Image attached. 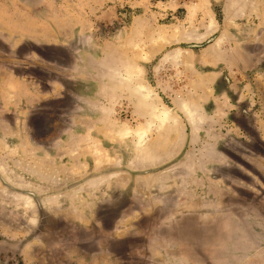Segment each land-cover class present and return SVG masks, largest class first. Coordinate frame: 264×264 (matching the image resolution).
I'll use <instances>...</instances> for the list:
<instances>
[{"label":"rangeland","instance_id":"1","mask_svg":"<svg viewBox=\"0 0 264 264\" xmlns=\"http://www.w3.org/2000/svg\"><path fill=\"white\" fill-rule=\"evenodd\" d=\"M47 23L67 41L35 46L10 27ZM61 50L71 58L54 61ZM163 109L167 125L139 141ZM40 117L54 131L38 138ZM262 195L264 0H0L3 264H91L122 216L152 234L164 197L197 205L215 257L220 219L258 213Z\"/></svg>","mask_w":264,"mask_h":264},{"label":"crops","instance_id":"2","mask_svg":"<svg viewBox=\"0 0 264 264\" xmlns=\"http://www.w3.org/2000/svg\"><path fill=\"white\" fill-rule=\"evenodd\" d=\"M17 11L20 12L18 9L11 8L6 14L20 16ZM25 12H28L26 14L29 15L33 14L30 10ZM29 25L33 24L29 22L25 26L32 29ZM10 27L13 34L21 35L35 46L57 47L67 41L65 40L67 36L60 37L58 34L59 27L49 23L39 25V28L44 32L41 35H37L35 32L20 33L14 26ZM17 27L21 28V25H17ZM70 28L72 29L67 30L73 35V32L77 30V26L73 25ZM82 31L83 29H80V32ZM30 33L35 35V39L29 36ZM24 34L27 35L24 36ZM61 51L53 55L54 61L59 62L61 57L66 56L71 58V53ZM180 188H182L181 185ZM258 203V213H255L256 210L250 211L246 215L247 219L243 215L225 216L223 221L222 218L220 219L221 225L226 224L227 228L229 223L230 227L228 231L225 229V233L224 230H220V245L214 248L218 252L217 256L213 257L211 256L213 249L211 245L213 239L217 237L209 227L211 222L207 221L206 224L204 221L205 231L202 234H200L201 232L198 233L197 205L192 204L190 200L185 202L181 199L170 203L164 197L161 199V204L156 207L157 209L160 207L161 210L157 211V225L155 231L152 234L150 233L151 235L147 234V230L139 235L135 232L138 229L141 230V228H137L138 223H133L129 216H122L115 222L110 233H113L114 237L111 238H113L114 243L112 248L108 249L107 257L103 256L105 254H99L101 256H94L93 254L91 264H264V198ZM220 207L226 210L236 208V210L244 211L245 209L243 201L228 198L221 201ZM200 208H211V204H204ZM158 218L160 219L158 220ZM149 219L151 220L152 216ZM118 230L119 233H117ZM200 245H203V247L199 248ZM197 254L205 255L202 256L203 259L196 260ZM0 264H3L1 259Z\"/></svg>","mask_w":264,"mask_h":264},{"label":"bare ground","instance_id":"3","mask_svg":"<svg viewBox=\"0 0 264 264\" xmlns=\"http://www.w3.org/2000/svg\"><path fill=\"white\" fill-rule=\"evenodd\" d=\"M122 81H124V82H126L127 80H129V77L128 78H126L124 75H123V77H122V79H121ZM124 84V83H123ZM139 87V86H138ZM139 90H141V91H145L146 89H144L143 87H139ZM146 95H149V94H147V93H145ZM150 96V95H149ZM186 109V108H185ZM161 110V109H160ZM158 112V111H157ZM186 114L188 115V117L190 118L189 119V121L193 124V125H196V123H198V121H196V118H195V116H194V111H191V110H189V111H187L186 110ZM152 118L155 120V126H153L152 124H150V123H148V125L146 126V129L145 130H143V131H140V132H138L137 133V136H138V138H139V141H141L142 143H143V141L146 139V137H147V132L148 131H151V129L153 128V127H155L156 128V130L157 131H159V130H161V128H163V127H165L166 125H167V123H168V118H169V115H168V112L166 111V110H162V111H160L159 113H152ZM173 122H175V120L173 119ZM172 122V123H173ZM171 123V124H172ZM156 131V132H157ZM136 135V134H135ZM103 155V154H102ZM103 157V156H102ZM131 165H133V164H131ZM27 203V202H26ZM28 207V206H27Z\"/></svg>","mask_w":264,"mask_h":264},{"label":"water","instance_id":"4","mask_svg":"<svg viewBox=\"0 0 264 264\" xmlns=\"http://www.w3.org/2000/svg\"><path fill=\"white\" fill-rule=\"evenodd\" d=\"M50 124L51 122L46 120V119H39L37 121V123L35 124V127L33 128V130L35 131V135L38 137H44L46 135L49 134V132L51 131L50 129ZM42 127L41 129H43V133L39 134L37 129Z\"/></svg>","mask_w":264,"mask_h":264},{"label":"flooded vegetation","instance_id":"5","mask_svg":"<svg viewBox=\"0 0 264 264\" xmlns=\"http://www.w3.org/2000/svg\"><path fill=\"white\" fill-rule=\"evenodd\" d=\"M39 119H43V118L40 117V118L34 119V121L31 123V128H32V129L35 127V124L37 123V121H38ZM53 123H54V122H53ZM51 127H52V131L49 132V133H52V132L54 131L53 124H51ZM32 131H33V133L35 134V131H34V130H32ZM37 131H38L39 134L43 133V129H39V128H38ZM35 137H38V136L35 135ZM38 138H41V137H38Z\"/></svg>","mask_w":264,"mask_h":264}]
</instances>
